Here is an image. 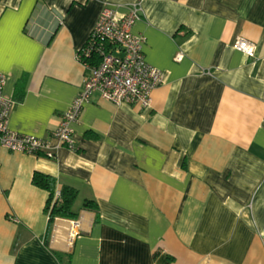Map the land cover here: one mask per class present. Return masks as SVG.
Returning <instances> with one entry per match:
<instances>
[{
    "label": "crops",
    "instance_id": "obj_1",
    "mask_svg": "<svg viewBox=\"0 0 264 264\" xmlns=\"http://www.w3.org/2000/svg\"><path fill=\"white\" fill-rule=\"evenodd\" d=\"M136 1L131 30L162 84L144 109L93 94L75 151L0 149V264H264V0H0L8 127L48 137L82 87L77 52L100 10ZM34 172L55 196L77 190L76 219L49 222Z\"/></svg>",
    "mask_w": 264,
    "mask_h": 264
},
{
    "label": "built area",
    "instance_id": "obj_2",
    "mask_svg": "<svg viewBox=\"0 0 264 264\" xmlns=\"http://www.w3.org/2000/svg\"><path fill=\"white\" fill-rule=\"evenodd\" d=\"M141 16L139 1L130 4L128 12L121 17L108 6L100 10L77 52V59L86 71L82 87L48 137L20 133L8 127L13 100L3 95L6 76L0 72V149L52 158L55 155L52 142L55 141L57 145L75 151L72 125L79 121L84 104L93 94L115 105L150 107L152 91L163 82V71L145 61V38L131 30ZM232 46L246 56L254 57L251 41L237 37Z\"/></svg>",
    "mask_w": 264,
    "mask_h": 264
},
{
    "label": "trees",
    "instance_id": "obj_3",
    "mask_svg": "<svg viewBox=\"0 0 264 264\" xmlns=\"http://www.w3.org/2000/svg\"><path fill=\"white\" fill-rule=\"evenodd\" d=\"M31 183L48 193L44 210L48 214L49 222L55 217L70 220H74L78 217L77 212L72 209L77 197V190L75 188L64 185L59 190L58 195L55 196V178L41 172H34L32 174ZM82 206L92 210L97 208V204L93 200H84Z\"/></svg>",
    "mask_w": 264,
    "mask_h": 264
}]
</instances>
